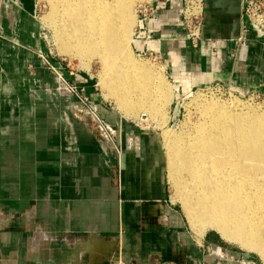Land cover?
I'll use <instances>...</instances> for the list:
<instances>
[{"label": "crops", "instance_id": "crops-1", "mask_svg": "<svg viewBox=\"0 0 264 264\" xmlns=\"http://www.w3.org/2000/svg\"><path fill=\"white\" fill-rule=\"evenodd\" d=\"M18 1L0 0V264H41L61 236L122 232L134 253L167 252L177 232L186 234L174 207L163 206L168 188L156 136L123 124L117 189L115 156L73 115L72 96L55 92L41 60L35 0ZM245 1L207 0L203 39L193 48L178 39L182 15L174 0L147 24L145 37L134 36V52L162 53L173 81L187 91L215 82L246 92L264 89V26L255 27L243 14ZM246 28L251 41L236 51L232 39ZM73 79L92 85L87 76ZM99 107L103 118L120 121ZM157 201L175 223L172 230L158 224ZM205 242L217 244L212 236ZM200 247L191 254L202 262Z\"/></svg>", "mask_w": 264, "mask_h": 264}, {"label": "bare ground", "instance_id": "bare-ground-1", "mask_svg": "<svg viewBox=\"0 0 264 264\" xmlns=\"http://www.w3.org/2000/svg\"><path fill=\"white\" fill-rule=\"evenodd\" d=\"M133 1L56 0L47 15L57 27L62 51L87 61L95 55L106 62L121 60L123 70L112 77V85L124 109L141 103L139 98L151 93L153 79H162L148 62L126 55ZM157 95L167 97L164 89ZM199 113L193 133L165 136L177 194L198 231L215 229L264 258V111L235 101H208Z\"/></svg>", "mask_w": 264, "mask_h": 264}, {"label": "rangeland", "instance_id": "rangeland-1", "mask_svg": "<svg viewBox=\"0 0 264 264\" xmlns=\"http://www.w3.org/2000/svg\"><path fill=\"white\" fill-rule=\"evenodd\" d=\"M55 1L56 0H35L34 14L41 25L39 35L43 47L41 49V60L53 77L55 92L58 94L65 93L67 95L69 93V96H72L71 108L74 116L78 108H85L86 106H81V102L78 100L76 93H70L66 88L68 84L77 86L80 92H84L88 95L90 100L98 106L102 104L108 110L119 114L120 121L116 124H112L109 120L105 119L115 130H118L117 138H115V141L110 143L109 146L108 143L104 141L106 151L114 155L117 160V165L113 167V184L117 189H120L122 177L120 161H122L121 153L124 152L123 124L128 123L137 128L139 132H148L156 136L161 146L162 162L168 188L167 202H164L163 206L168 204L174 207L180 224L182 225L181 228L186 236L182 237V235L177 232V235L169 240L167 252L163 253L154 250L153 253L149 252L147 254L142 252L134 253L135 250L129 248L130 244L126 243L125 238L122 236V232L107 238L91 235L77 238L61 236L56 239L55 244L51 246L53 252H45L46 257L41 260V264H191L190 261L181 256L180 252H183V250L188 256H193L199 264H217L218 262H222V264H264V258L258 252L248 250L238 243L224 239L215 229L207 228L201 233L194 228L184 209L183 202L177 194L175 184L170 177L171 170L169 168V158L171 157V148L168 147L169 145L166 141L167 137H165L169 133H193L195 125L201 120L199 113L200 106L208 101H217L226 104L235 101L236 103L243 104V106L264 111V89H252L246 92L235 89L222 82H215L205 87H194L192 91H187L182 87H178L173 81L170 73L166 70L165 59L162 63H158L148 55H140V53L134 52L133 38L135 36L134 33L137 24L136 8L140 2L146 1L135 0L132 3L131 9L133 17L131 25V47L128 48L129 50L127 49L126 55L139 61L148 62L151 68H154L153 70L157 69V71L161 72L162 79H153L151 87L150 85L148 86L152 91L144 100L139 98V102L141 103L136 104L135 102V104H132L128 109H124L114 97L112 85V77L123 70L121 60H118V63L113 61L106 62L100 58V56L95 55L90 59L88 58L87 61L77 55L62 51L55 34L57 27L55 24H52V19H49L47 16L51 15L50 11H52V4ZM17 2L20 4L18 0ZM62 19L66 21L65 17H61L59 20L62 21ZM246 30L247 28L235 39H232L234 40L233 42L236 43V51L248 46L251 41L247 35L248 30ZM178 39L180 41L189 42L193 48H197L203 39V32L197 47L192 44V38H190L188 30L186 29H183ZM117 54L122 55L121 53ZM238 67L244 70L242 64H239ZM31 72L34 75L35 68L32 67V64ZM77 75L83 79H85L86 76L89 77L92 85L90 87H85L82 83L73 79L74 76ZM63 82L64 84H62ZM144 87L146 88V86ZM158 89H164L167 97H165V95H163V97L157 95ZM130 98L134 99L133 96ZM136 100H138V98H136ZM167 131L169 132L167 133ZM96 138L97 140L102 139L99 136ZM99 142H101V140H99ZM160 203L161 202L158 201L155 202L159 210L156 219L158 224L170 229L175 223H173L168 216L165 219V212L161 209ZM170 230H172V228ZM209 236L215 237L217 240V244L210 245V249L207 248L208 244L205 242V239H208ZM178 239L180 240L181 250L177 248ZM199 245L201 246L200 248L203 249L202 262L191 254L193 247ZM228 258L231 259L230 262L228 261L229 263L225 262Z\"/></svg>", "mask_w": 264, "mask_h": 264}, {"label": "built area", "instance_id": "built-area-1", "mask_svg": "<svg viewBox=\"0 0 264 264\" xmlns=\"http://www.w3.org/2000/svg\"><path fill=\"white\" fill-rule=\"evenodd\" d=\"M173 1L174 0H146L140 2L136 8L137 24L134 35L141 38L145 37L148 31L147 24L153 20L154 16L159 11L168 8ZM206 2L207 0H177L182 15L181 27L182 29L188 30L189 36L193 41L192 44L195 47L198 46L199 40L202 37L206 19ZM242 10L244 15L255 27L259 28L264 26V0H246L243 4ZM141 54L150 56L158 63H162V61H164L162 53L151 50L150 48H148L145 52L140 53V55ZM66 86L70 93H76L78 100L81 102V106H86L85 108L77 109L75 112L76 118L82 121L94 134V136L102 138H98L101 140V143H104L105 141V143H108V146L110 143H113L115 138L118 136V130H115L114 127L102 117L99 106L93 103L84 92H80L77 86H74L73 84H68ZM164 217L165 219L167 218L165 215ZM179 242L180 240L178 239L177 248L181 250ZM207 248L210 249V246ZM180 253L181 256L190 261L191 264H199L193 256H188L184 250ZM230 260L231 259L228 258L225 262H230ZM217 264H222V262H218Z\"/></svg>", "mask_w": 264, "mask_h": 264}]
</instances>
